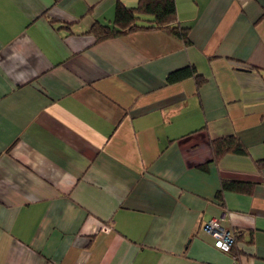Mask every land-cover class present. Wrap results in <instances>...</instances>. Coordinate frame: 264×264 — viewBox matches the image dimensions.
Returning a JSON list of instances; mask_svg holds the SVG:
<instances>
[{
	"label": "crops",
	"instance_id": "obj_1",
	"mask_svg": "<svg viewBox=\"0 0 264 264\" xmlns=\"http://www.w3.org/2000/svg\"><path fill=\"white\" fill-rule=\"evenodd\" d=\"M138 1L0 0V264H235L211 218L264 264V0H174L188 46L87 33ZM223 180L254 187L222 207Z\"/></svg>",
	"mask_w": 264,
	"mask_h": 264
},
{
	"label": "trees",
	"instance_id": "obj_2",
	"mask_svg": "<svg viewBox=\"0 0 264 264\" xmlns=\"http://www.w3.org/2000/svg\"><path fill=\"white\" fill-rule=\"evenodd\" d=\"M49 22L53 23V21ZM189 29V26L178 21L174 0H139L135 7H125L117 3L112 23L108 25L96 21L87 33L94 37L95 42H101L139 30H160L184 46H188L191 44ZM189 77L195 80L197 87L204 81L203 77L197 74L195 67L190 65L167 74L165 83L173 84ZM210 148L214 160L228 153L247 155V150L234 135L211 139ZM255 166L259 169L264 168V158L256 160ZM253 187L254 184L251 182L223 180L215 194V201L223 207L225 192L251 194ZM233 236L234 244L230 252L225 254L231 255L234 263L238 264V254L233 253L237 235L233 233Z\"/></svg>",
	"mask_w": 264,
	"mask_h": 264
},
{
	"label": "built area",
	"instance_id": "obj_3",
	"mask_svg": "<svg viewBox=\"0 0 264 264\" xmlns=\"http://www.w3.org/2000/svg\"><path fill=\"white\" fill-rule=\"evenodd\" d=\"M223 218H211L203 225V231L213 240V247L219 252L229 253L234 244L233 232L226 228Z\"/></svg>",
	"mask_w": 264,
	"mask_h": 264
}]
</instances>
